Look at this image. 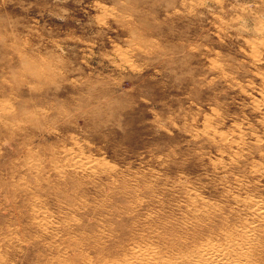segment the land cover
Masks as SVG:
<instances>
[{"label":"rangeland","instance_id":"374dc122","mask_svg":"<svg viewBox=\"0 0 264 264\" xmlns=\"http://www.w3.org/2000/svg\"><path fill=\"white\" fill-rule=\"evenodd\" d=\"M133 243L264 264V0H0V264Z\"/></svg>","mask_w":264,"mask_h":264},{"label":"bare ground","instance_id":"6f19581e","mask_svg":"<svg viewBox=\"0 0 264 264\" xmlns=\"http://www.w3.org/2000/svg\"><path fill=\"white\" fill-rule=\"evenodd\" d=\"M222 138H224V137H222ZM79 248H81V247H79ZM79 248L76 249V251L78 253H80L82 256H85L84 258L88 259V261H89V262H86V261L81 260V262H79V264H89L90 262H94L101 257H103V258L106 256L113 257V255H116V257H113V258H116V259L121 258V259L119 261L105 260V259L99 260L98 264H123L122 260H124L126 262L125 264H169L165 260V258L155 257L153 252L145 253L143 251V249H141V247L137 243L119 244L118 250H115V251L111 250V251L105 253L107 255H104L105 248L103 250L99 247L95 248L93 251L96 254L100 255V256H95V257L86 255V253L82 251V248L81 249H79ZM216 249L220 250V251L223 250V252H225V254H227V255L229 253H232L234 255L238 254L242 257V260H243V258H247L249 255L248 252L238 248V246H237V248L232 249L230 247L229 241H226V242L222 241L221 243H218V245H216ZM204 256L207 257L206 252L204 253Z\"/></svg>","mask_w":264,"mask_h":264}]
</instances>
